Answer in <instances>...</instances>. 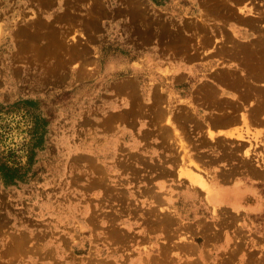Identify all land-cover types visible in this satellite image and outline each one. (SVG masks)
<instances>
[{"label":"rangeland","instance_id":"1","mask_svg":"<svg viewBox=\"0 0 264 264\" xmlns=\"http://www.w3.org/2000/svg\"><path fill=\"white\" fill-rule=\"evenodd\" d=\"M0 17V264H264V176L244 179L241 203L224 201L216 218L186 167L230 166L198 158L171 122L215 110L204 84L222 111L242 99L223 71L238 85L252 75L244 42L264 33V0H0ZM165 126L177 140L160 137ZM186 151L194 162L181 170L170 157Z\"/></svg>","mask_w":264,"mask_h":264},{"label":"bare ground","instance_id":"2","mask_svg":"<svg viewBox=\"0 0 264 264\" xmlns=\"http://www.w3.org/2000/svg\"><path fill=\"white\" fill-rule=\"evenodd\" d=\"M225 9H226V7H225ZM226 10L228 12H230L228 9H226ZM249 10H252V8H250ZM221 11H223V10H221ZM225 15H227V14H225ZM250 15L251 14H249V15L241 18V20L243 22H245V24H246V25H244L245 27L242 26L240 28V29H243L244 30L243 31V34L241 33L242 36H244V37L250 35L251 34V33H249L250 29H253V28H255V26H257L256 23H255L256 25L253 24V22H252L253 18L252 17L255 18V17H260V15L263 16L262 14H258V13H255L254 15L252 14V16H250ZM231 16H235V15L233 13H231ZM258 25H260V24H258ZM261 27H263V24H262ZM261 27H259V28L256 27L255 31H257V29H259L260 31H262L264 28L262 29ZM4 31H5V24L3 23V21H0V34L3 35ZM258 34H260L259 31H258ZM262 35H261L260 39H258L259 37L257 36L256 41H254L255 38H253V39L251 38L248 41L244 42L245 43L246 50L248 51V49H249V51H250L251 54L252 53L255 54V57H251L252 58V61L251 62H252V65H253L252 71L253 70L254 71H253L252 75H250L249 78L246 77V76H249L248 75V71H247V73L244 74V77L240 80L241 83L238 85V84H236V81L238 80V76L239 75L238 74L236 75L235 69H231L227 73H226V70L223 71L222 67L220 69L221 71L225 72L224 74H226L225 75L226 77H224V74H223V77H224L223 81L226 83V85H228L227 88L243 89V93L245 95L242 93L243 95L240 96V94H239V98H242V99H239L238 100L236 98V100H238V102L235 103L236 106L235 105H233V106L231 105L232 107L230 106L231 108L229 110L222 111L227 106V103L226 104L224 103L225 99L223 101L222 100H219V98H221V97L219 96V98L217 99V97H218L217 96V97H215L216 99L214 98V100H213L212 103L210 102L212 100V97L215 96V95H217V93H215V92L220 91V90H217L219 88L215 87L216 85L214 86L212 83L211 84H204V86H202L204 88V91H203L204 94L203 95L204 96L206 95L205 97H207V98L204 97L205 100H201V103H204L206 106H210L211 105L212 107L215 108V110L212 108L211 111L208 113V115L206 116L207 119H205V121H203L200 118L198 120V117L196 118V116H194L192 118H189V117L187 118L186 115H185V118L183 120H181V123H180L179 120H177V121L172 120L171 121L173 124H176V123H178V125L179 124H181V125L184 124V129L185 130H183V133H185L186 136L193 138L192 141H191V145H192V147L193 146L195 147L194 149H197V152L196 153H193L194 155L197 154V157L198 158H201V160L204 159L205 160V163H207L208 165H215L217 163L223 162L224 165L227 164V166L228 165L230 166V167L227 168V167H225V166L222 165L223 168H221L219 170L218 169H211L208 172H205L204 171L205 175H203V173H202L203 171L201 170V167H203V165H201V167H199L200 165H197L196 164V166H195V164H193L194 166L192 168H189V169L186 167V166H188L187 165L188 163H192L191 161L194 160L193 157H192L193 156L192 153L190 154L189 152L186 151L185 154L182 156V158H180V156L178 157L177 154L173 153L172 156H171L172 158L170 157V161L173 162V164L178 165L180 168L182 166L181 165L182 163L185 164V167H186V172L185 173L192 180L193 184H192V182H191V184H192V187H193L194 190H196L197 192L198 191L200 192V189L202 190V187L206 189V191L208 193V197H210L209 202H211L213 204V207H214L213 212H214V214L217 213L216 218H218V216L222 215V208L219 207V206H221V204L224 201H227L228 199H232V200L237 201L236 204L241 203V199H243L244 196H245V194H247V191H246V189H247L246 187L247 186H244L243 185L246 182V181H244V179H247L250 176H256L257 178L259 176H261V177L264 176V156H262L260 154V151H258V152L256 151L257 150V147H258V144L257 143L264 144V135H262V137H260L261 136L260 134H264V131H261L260 128H257V131L254 132L251 129L252 126L256 127L257 124L259 126L260 125H263V126H260L261 128L264 127V118H261L260 117V113L264 110V96H263L262 101H260V102L258 101V103L255 100L256 102L253 105L252 104L251 105H248V104L245 105V102H247L245 100L248 99V98L250 99L251 98L250 96H252V94L255 93L254 92V89L256 88V86L253 85L255 79H258V80H262V78L264 79V69H263L264 68L263 67L264 66V52H263L264 50L262 51V48L264 47V46H262V44L264 45V43H263L264 42L263 41L264 38L262 39V37H263ZM2 38H3V36H1V39ZM257 40L259 42H257ZM260 40H262V42ZM235 45H234V47H235ZM238 46H240V45H238ZM223 47L224 46H222L221 48L223 49ZM245 47L243 46V48H242V50H240V52L244 51L245 50ZM221 48L219 47L218 50H220ZM226 49L230 50L231 47H227ZM215 50H217V49H215ZM218 50H217L218 53H216V54L219 55L220 53H219ZM224 51H226V50H224ZM247 51H244L243 53L245 54V52H247ZM222 52H223V50H222ZM222 52H221V54H224L222 56L228 55L226 53L227 51L226 52H223V53ZM228 53H229V51H228ZM243 53H241V55ZM247 53L244 56H246ZM241 55H239V56H241ZM235 56L238 57L237 55H235ZM231 57H234V56L231 55ZM247 57L246 58L242 57V59L246 60ZM234 59L237 60L238 58H235L234 57ZM259 61H262L263 62V65H260L261 63H259ZM249 66H251V65H249ZM260 66H261V68H260ZM248 68L250 69L249 72H251V67H248ZM241 76H239V77H241ZM218 77H221V76L218 75ZM218 79H220V78H218ZM219 81H222V80H219ZM238 83H239V81H238ZM246 86H248V87H246ZM253 87H255V88H253ZM260 89H262V91H259ZM259 90L257 91V88L255 89V91H256V93L254 94L255 97L256 96H260V95H258V94H261L260 92H263L264 93V88H259ZM251 91H253L252 94L249 93ZM198 92H199V90H198ZM257 92H259V93L257 94ZM247 93H249L250 96ZM246 94L248 95V98H246V96H247ZM261 97H260V99H261ZM209 98H210V100H209ZM160 100H163V99L161 98ZM257 100H259V99L257 98ZM160 102H162V101H160ZM160 102L158 100V104ZM227 102H229V100H227ZM232 104H234V103L232 102ZM159 106H160V104H159ZM193 106H194V108H198L194 104H193ZM244 106L246 107V111L243 112V110H244L243 107ZM184 110H183V112H184L183 114H185V111ZM239 111H240V113H239ZM154 112H156V111H154ZM157 112H159V111H157ZM157 112L154 114L155 116H156ZM159 116H161V114ZM159 116H157V117L159 118ZM182 116H184V115H182ZM179 117H180V115H179ZM161 118L162 119H164V118L166 119L165 114H164V116H161ZM159 122H161V121H159ZM185 126L188 129H186ZM204 128H206L207 131L206 130H203ZM255 129L256 128H254V130ZM258 129L260 131H258ZM262 129L264 130V128H262ZM161 134H163V135H160V137L162 136V139H165V140L167 139V143H168V140H170L172 137H173V139H176L177 140V136L175 137L176 134H173L172 129H170L169 127H166L165 129H163V131L161 132ZM204 135L207 136V137H205ZM162 142H164V141H162ZM174 143H176V142H174ZM205 143H209L210 147L208 149H207V146H206L207 144H205ZM203 144H205V145H203ZM184 148H187V146L185 147V145H184ZM256 158H257L256 161H258L257 165H259L261 167V169L260 168L258 169L256 167H253V165H252V160L253 159H256ZM190 165H192V164H190ZM181 170H183V169L181 168ZM169 171L170 170L168 168H164V169H161L160 170V173H167ZM200 171H202L201 172L202 174L200 173ZM178 172H180V171H178ZM181 174H182V172H181ZM181 174H179L178 177L181 176ZM185 175H183V176H185ZM183 176H181V177H183ZM237 178H239V179H237ZM240 180H243V181H240ZM194 183H196V184H194ZM218 183L220 185H226V184L229 183V184H232L233 187L229 188L228 190H223V191L218 190V191H216V188H214V185H216ZM199 186H201V188ZM152 195H154V194H152ZM212 196H214V197H217L218 196V198H220V200H219L220 202H218L216 200H213ZM163 201L161 203H163ZM171 211H174V210H172V208H171ZM148 212H150V211H148ZM167 212L169 213L168 210H167ZM224 217H225V215H224ZM175 223H177V222L175 221ZM203 223H205V222H203ZM173 224H174V222H173ZM203 225H205V224H203ZM186 228H188V227H186ZM206 228H209V227H206ZM188 229H190V227ZM210 229H209V231H210ZM222 231H223V229H222ZM216 233L217 232H215L214 235ZM187 237H188V235H186V237H184V238H187ZM214 237H217V236H214ZM188 240H189V237H188V239L186 241H188ZM186 245H188V244H186Z\"/></svg>","mask_w":264,"mask_h":264}]
</instances>
